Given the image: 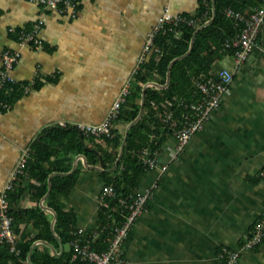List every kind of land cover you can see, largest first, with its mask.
Segmentation results:
<instances>
[{
    "label": "crops",
    "instance_id": "crops-1",
    "mask_svg": "<svg viewBox=\"0 0 264 264\" xmlns=\"http://www.w3.org/2000/svg\"><path fill=\"white\" fill-rule=\"evenodd\" d=\"M201 1L80 0V12L72 18L42 7L38 0H0V67L5 49L18 50L21 59L13 75L31 86L29 93L0 114V193L19 161L28 156L32 142L46 139L48 127L61 122L102 123L121 91L132 86L145 41L160 18L166 13L195 14ZM36 25L42 44H20L17 31ZM220 69L234 73L221 106L176 158L177 141L167 133L158 147L160 163L168 170L160 177L158 169L147 170L140 179L139 189L155 181L158 187L150 208L134 223L126 241L128 264H222L224 249L240 250L239 264H264V242L252 250L241 249L264 214L260 176L264 170V23L249 59L237 67L233 55H223L214 65V70ZM169 82L167 77L164 85L144 84L140 103L144 90L165 89ZM193 93L188 89L182 96L192 102ZM130 124L118 123L114 128L123 135L119 157ZM163 130L161 126L155 131ZM102 140H96L98 147L108 149ZM57 145H52L53 168L51 162L44 165L49 171L47 193L36 198L40 183L28 171L14 188L23 187V196L13 205L17 210L42 209L55 240L36 238L32 249L46 247L61 256L70 245L55 231L57 212L46 203L51 178L79 170L75 186L61 199L77 226L88 230L100 221L99 200L108 184L101 164H91L78 153L71 138L62 135ZM57 157L73 158L70 172L54 169ZM19 224L17 229L28 232V239L40 233L31 221L23 219Z\"/></svg>",
    "mask_w": 264,
    "mask_h": 264
},
{
    "label": "trees",
    "instance_id": "trees-1",
    "mask_svg": "<svg viewBox=\"0 0 264 264\" xmlns=\"http://www.w3.org/2000/svg\"><path fill=\"white\" fill-rule=\"evenodd\" d=\"M212 5L213 0L201 1L199 10L194 14L198 18V21L196 20L198 23L190 24L187 21L179 23L167 22L156 33L154 45L160 51L156 52L152 49L147 56L145 64L134 74L131 93L122 104L120 116L116 124H129L135 121L141 109L140 99L143 85L151 81H157L159 84L164 85L168 77L170 63L175 58L186 54L193 40L194 46L188 55L173 64L170 82L165 89L155 87L147 89L144 108V111L147 112L143 113L138 122L130 128L123 156L118 166L115 167V163L119 157L123 135L118 134L117 130L114 129L115 135L113 137L102 138V141L108 146V149H105L100 144V147H98L95 137L80 135L74 124H66V126H62L61 124L59 126L52 125L44 131V135H46L45 140L40 137L32 142L30 152L25 157L23 173L20 175L19 182L24 180L29 171L40 183L36 198L40 199L47 193L49 171H47L44 165L45 163H50L51 157L56 155L52 145H57L59 137L63 135L73 140V144H75L77 149L76 151L80 154H85L91 164H101L104 169L103 175L106 179V184L112 185L118 194L128 196L135 192L146 170L138 163L137 157L132 153L133 150L145 146L157 149L161 145L163 137L167 133H171L165 129L161 133L159 140L151 137L152 134L157 133L155 130H158L161 126L163 129L164 124L157 116L163 110L161 104L167 99H173L174 97L184 98L182 95H185L184 93L188 89L190 92H194V76L202 72L209 75L212 71H215L214 65L217 59L226 54L234 56V49L227 48L225 44L237 38L238 33L244 28V24L229 16L226 10L231 8L239 13H245L243 15L249 16L250 13L255 11V8L264 5V0H215V16ZM75 8L79 14L80 0L76 1ZM182 15L186 16L187 19L193 18L192 14ZM212 18L213 20L210 21ZM208 21L210 22L205 25ZM200 27L202 28L199 29ZM19 82L27 84L22 81ZM24 94L23 90L15 88L7 97L3 91L0 92V97L6 98L10 102V108H12V102H15L17 99L19 100ZM189 94L191 95V93ZM181 111L183 109L179 108L177 114L180 115ZM153 125L155 130L152 129ZM55 134L59 135L55 136ZM60 163H62L61 166H59ZM55 164L57 165L54 167L56 171L70 172L73 158L57 157ZM51 165L53 168L52 162ZM78 177L79 170L68 175L53 176L51 178L52 191L46 200V203L57 212L55 231L60 235L64 244H68L72 239V232L77 228V224L74 216L65 210L66 206L61 197L67 196L70 193ZM22 188L19 187V189H14L9 193L11 199L10 212L14 216V230L20 235L18 247L20 253L16 255L10 252L7 243L0 244V264H27L29 257L33 264H79L78 262L72 263L71 248L70 251L64 252L61 256L52 255L46 247L42 249L35 247L32 249L36 238L52 242L55 240V236L51 230V222L45 218L40 207L20 210L14 207L16 202L23 196ZM23 219L24 221H31L35 228H39L40 233L35 238L28 239V232L25 233L24 231L21 234L20 230L17 229V225L19 226V223ZM95 243H100V240L95 241ZM94 247L96 246L94 245Z\"/></svg>",
    "mask_w": 264,
    "mask_h": 264
},
{
    "label": "built area",
    "instance_id": "built-area-1",
    "mask_svg": "<svg viewBox=\"0 0 264 264\" xmlns=\"http://www.w3.org/2000/svg\"><path fill=\"white\" fill-rule=\"evenodd\" d=\"M77 0H38L39 4L47 9H54L62 15L77 17ZM229 16L244 24V28L237 35V38L226 42V47L234 49V59L238 66L246 62L253 49L256 47L258 38L264 23V5L255 8L249 16L243 15L231 8L226 10ZM193 18L187 19L184 15L164 14L160 18V23L147 37L142 55L138 59L136 68L139 70L145 64L148 54L152 49L156 52L160 50L154 45V37L160 28L167 22L179 23L187 21L190 24L198 23V18L192 14ZM197 19H196V18ZM197 20V21H196ZM39 25L34 29H19L17 31L20 44H34L40 46L42 41L39 35ZM21 59V53L12 48L5 49L2 55V65L0 67V92L9 96L15 88L29 93L31 86L20 83L13 75L16 65ZM135 72V73H136ZM234 81V73L228 69L212 71L209 75L204 72L197 74L194 79L196 98L192 102H187L184 98L174 97L167 99L161 104L162 111L158 117L164 124L163 129L170 131L177 141V148L174 152L175 158L182 154L186 145L193 135L206 126L212 114L221 106L224 96L229 92ZM131 93V85H127L120 93L104 121L100 124L77 123L75 124L80 135L84 137H95L101 140L103 137H113L116 121L120 116V109L127 96ZM183 109L178 115L177 110ZM10 109V102L6 98L0 97V114ZM66 126L65 122L60 123ZM152 138L159 140L160 135L152 134ZM133 155L137 157L138 163L147 171L158 169L159 177L168 170L167 165H161L159 148L153 149L145 146L133 150ZM25 158L23 157L15 170L11 173L8 184L0 193V244L7 243L10 252L18 255L20 253V235L14 230V216L10 212V192L20 181L23 173ZM264 181V171L261 173ZM158 187L155 181L147 188H136L135 192L128 196H121L112 185H105L102 189L98 212L100 221L95 228L88 230L79 227L72 232V239L69 242L72 249V263L79 264H128L126 258V241L130 231L137 219L145 214L150 208ZM100 240V243L95 241ZM264 242V214L255 222L251 228L250 235L243 241L241 249L252 250ZM94 245L96 247H94ZM240 250L224 249L221 252L222 264H239Z\"/></svg>",
    "mask_w": 264,
    "mask_h": 264
},
{
    "label": "water",
    "instance_id": "water-1",
    "mask_svg": "<svg viewBox=\"0 0 264 264\" xmlns=\"http://www.w3.org/2000/svg\"><path fill=\"white\" fill-rule=\"evenodd\" d=\"M213 6H214V16H215V15H216L215 0H213ZM213 18H214V17H213ZM213 18H212L210 21H212ZM210 21L206 22L205 25H206L207 23H209ZM205 25H204V26H205ZM201 28H202V27H200L199 29H201ZM199 29H198V30H199ZM193 46H194V40L192 41V43H191V45H190V48H189V50H188V52H187L186 54H184V55H182V56H180V57L175 58V59L170 63V65H169V70H168V78H169V80H170V78H171V69H172L173 64H174L176 61H178L179 59H182L183 57H185L186 55H188V54L191 52ZM145 96H146V90H144V92H143V98H142V103H141L140 113H139L137 119H136L135 121H133V122L130 124V127H131L133 124H135L136 122H138L139 118L141 117V115H142V113H143V109H144V106H145ZM130 127H129V129H130ZM129 129H128V130H129ZM121 154H123V150H121L120 157H121ZM120 157H119V158H120ZM117 162H118V161H117ZM118 164H119V162H118L116 165H118Z\"/></svg>",
    "mask_w": 264,
    "mask_h": 264
},
{
    "label": "rangeland",
    "instance_id": "rangeland-1",
    "mask_svg": "<svg viewBox=\"0 0 264 264\" xmlns=\"http://www.w3.org/2000/svg\"><path fill=\"white\" fill-rule=\"evenodd\" d=\"M264 171V170H263ZM262 173V172H261ZM261 173H260V176H261Z\"/></svg>",
    "mask_w": 264,
    "mask_h": 264
}]
</instances>
